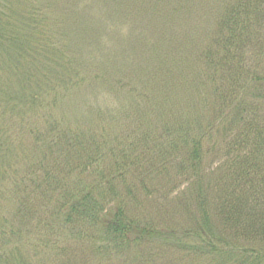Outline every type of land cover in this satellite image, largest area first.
I'll list each match as a JSON object with an SVG mask.
<instances>
[{"label": "trees", "instance_id": "1", "mask_svg": "<svg viewBox=\"0 0 264 264\" xmlns=\"http://www.w3.org/2000/svg\"><path fill=\"white\" fill-rule=\"evenodd\" d=\"M101 1L130 63L86 0H0V264H264V0Z\"/></svg>", "mask_w": 264, "mask_h": 264}, {"label": "rangeland", "instance_id": "2", "mask_svg": "<svg viewBox=\"0 0 264 264\" xmlns=\"http://www.w3.org/2000/svg\"><path fill=\"white\" fill-rule=\"evenodd\" d=\"M86 2L91 5V16L93 20L109 23L112 29L110 32L112 35L111 37H106L105 34H100L101 39L97 40H95L92 36V46L87 45L85 49L88 50L90 54L93 53L96 55L99 59H113V57L116 55L119 63H130L133 59L132 57L134 56L130 47L133 43H135V41L141 39L142 33L136 29V21H138L137 17L139 16L138 13H136L137 11L133 12L134 16L131 15L129 18L123 19L122 16L120 18H118V15L111 16V14H114V12L112 11L110 4L107 5L101 0H86ZM118 36L119 38L116 39ZM122 42L124 43L119 44ZM104 45H107L111 51L108 50L107 47L103 49ZM103 93L106 92H98L92 95L90 101H88L89 104L100 106H105L106 103L110 105L111 103L113 105L118 104L115 96L109 93ZM79 103L82 104V101ZM71 108V114L75 115L76 111H73L75 110V106L73 104L71 105Z\"/></svg>", "mask_w": 264, "mask_h": 264}]
</instances>
